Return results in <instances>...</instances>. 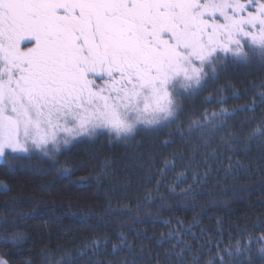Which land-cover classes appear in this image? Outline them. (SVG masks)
<instances>
[{"label": "snow or ice", "instance_id": "6c2138e0", "mask_svg": "<svg viewBox=\"0 0 264 264\" xmlns=\"http://www.w3.org/2000/svg\"><path fill=\"white\" fill-rule=\"evenodd\" d=\"M230 66L264 70V0H0V162L12 168L38 158L67 176L71 169L57 167L59 157L79 143L103 136L109 143L127 144L142 132L164 129L170 130L169 139L161 148L178 135L194 144V155L200 145L193 130L199 129L207 145V136L223 128L236 109L205 110L185 130L184 102L199 97ZM259 97L264 103V92ZM218 103L226 99L221 96ZM262 129L264 123L248 139L264 136ZM174 161L175 154L171 161L164 158L157 190ZM209 172L201 175L197 168L187 188L176 193L174 184L169 192L195 199L192 189ZM177 224L180 231L168 233L177 243L166 255L185 264L192 245L181 238L192 225ZM23 239L19 232L11 237L13 243ZM119 239L114 253L127 244L123 233ZM98 246V241L85 245L79 256L89 247L95 254ZM200 247L209 248L204 264H257V259L264 264V233L227 249L217 242L215 256L210 242ZM57 251L59 259L44 250L46 264H74L71 252ZM201 255L192 254L189 264H201ZM0 264L10 260L0 254Z\"/></svg>", "mask_w": 264, "mask_h": 264}, {"label": "trees", "instance_id": "16d2710c", "mask_svg": "<svg viewBox=\"0 0 264 264\" xmlns=\"http://www.w3.org/2000/svg\"><path fill=\"white\" fill-rule=\"evenodd\" d=\"M262 85L264 70L258 66H230L199 97L184 102L181 120L185 130L189 120L199 119L205 110L226 108L232 113L236 109L223 128L207 136V145L200 139L199 129L193 130V140L200 145L194 155V144L178 135L171 137L174 142L170 146L161 148L169 139L170 130L164 129L142 132L127 144L109 143L103 136L79 143L59 157L57 167L71 169L72 174L67 176L38 158L12 168L0 162V180L5 182L0 185V254L10 264H46L45 249L59 259L57 249L63 248L72 253L74 264H123L125 260L176 264L166 255L177 243L175 237L168 239V233L179 232L177 221H181L185 229L192 225L181 238L192 245V252L184 256L185 264L197 252L202 253L204 264L210 259L209 248L201 245L210 242L211 256H215L217 242L221 249H227L249 235H261L264 136L248 137L264 123V103L259 97L264 92ZM221 96L226 103H218ZM206 97L210 98L207 102ZM247 105L252 109L245 110ZM173 154L175 167L167 171L157 190L163 160L166 157L171 161ZM197 168L201 175L207 169L210 172L205 182L192 189L195 199L185 200L169 192L174 184L176 193L187 188ZM185 169L186 175L179 176ZM169 196L172 198L166 199ZM165 221L171 223L166 225ZM14 232L22 233L24 239L13 243ZM121 233L127 244L114 253ZM94 241L99 245L95 254L89 247L85 256H79L84 246ZM224 259H229L226 253Z\"/></svg>", "mask_w": 264, "mask_h": 264}, {"label": "rangeland", "instance_id": "374dc122", "mask_svg": "<svg viewBox=\"0 0 264 264\" xmlns=\"http://www.w3.org/2000/svg\"><path fill=\"white\" fill-rule=\"evenodd\" d=\"M240 2H241V3H243V2H244V0H240ZM245 14H246V13H245Z\"/></svg>", "mask_w": 264, "mask_h": 264}]
</instances>
